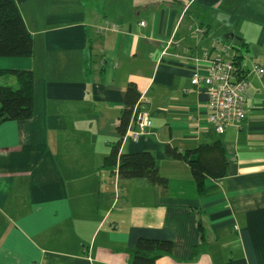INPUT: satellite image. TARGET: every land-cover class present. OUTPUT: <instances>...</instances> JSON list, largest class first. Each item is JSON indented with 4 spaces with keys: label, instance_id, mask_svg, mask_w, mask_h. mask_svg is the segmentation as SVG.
I'll return each instance as SVG.
<instances>
[{
    "label": "crops",
    "instance_id": "0c3cea01",
    "mask_svg": "<svg viewBox=\"0 0 264 264\" xmlns=\"http://www.w3.org/2000/svg\"><path fill=\"white\" fill-rule=\"evenodd\" d=\"M16 2L34 53L0 67L33 71L34 113L0 122V264H131L139 237L174 241L157 264H264V73L252 69L264 67V0ZM106 20L119 28L100 29ZM219 42L243 56L249 82L246 120L223 133L207 121V88L192 84L209 65L190 59ZM130 82L153 125L120 150L151 151L166 190L103 165ZM216 140L227 174L200 195L165 148Z\"/></svg>",
    "mask_w": 264,
    "mask_h": 264
},
{
    "label": "trees",
    "instance_id": "16d2710c",
    "mask_svg": "<svg viewBox=\"0 0 264 264\" xmlns=\"http://www.w3.org/2000/svg\"><path fill=\"white\" fill-rule=\"evenodd\" d=\"M33 53L34 36L28 29L16 0H0V57H29ZM233 57L238 74L245 77L246 73L242 66L243 56L235 53ZM4 74L15 76L17 85L0 83V122L32 117L35 79L33 71L0 67V76ZM140 98L141 93L136 83L130 82L127 85L125 103L117 125L119 138L105 156L103 165L111 169L117 167L120 178H144L166 190L168 179L161 174L157 159L151 151L121 152L120 150ZM165 152L166 155L185 160L190 165L200 195L206 193V179H220L227 174L228 157L221 140L199 144L185 150L167 144ZM200 229L204 236L205 226L202 221ZM173 247L174 241L171 239L139 237L131 250V264H157L158 258L171 252Z\"/></svg>",
    "mask_w": 264,
    "mask_h": 264
},
{
    "label": "built area",
    "instance_id": "2783aa9c",
    "mask_svg": "<svg viewBox=\"0 0 264 264\" xmlns=\"http://www.w3.org/2000/svg\"><path fill=\"white\" fill-rule=\"evenodd\" d=\"M145 21H141L144 25ZM118 29L119 25L115 22L106 20L100 29ZM214 50L205 51L201 57L195 56L190 59L195 64L207 63L208 73H201L196 69L192 84L199 86L205 85L209 95L207 121L212 123L216 131L223 133L230 125L240 126L248 116V96L249 82L246 76H241L237 72L234 57L230 54V45L217 43ZM168 54L167 48L163 51ZM252 69L259 74L264 73V67L253 63ZM153 125V120L146 110L140 109L137 104L131 123L126 131V136L139 140L146 134Z\"/></svg>",
    "mask_w": 264,
    "mask_h": 264
},
{
    "label": "rangeland",
    "instance_id": "374dc122",
    "mask_svg": "<svg viewBox=\"0 0 264 264\" xmlns=\"http://www.w3.org/2000/svg\"><path fill=\"white\" fill-rule=\"evenodd\" d=\"M4 78H5L4 75L0 76V81L2 82Z\"/></svg>",
    "mask_w": 264,
    "mask_h": 264
}]
</instances>
